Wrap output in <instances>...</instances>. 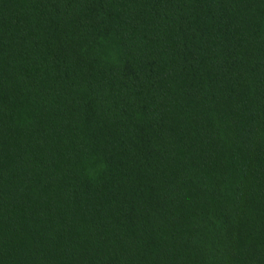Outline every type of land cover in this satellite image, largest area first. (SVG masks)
Segmentation results:
<instances>
[{
  "label": "trees",
  "instance_id": "trees-1",
  "mask_svg": "<svg viewBox=\"0 0 264 264\" xmlns=\"http://www.w3.org/2000/svg\"><path fill=\"white\" fill-rule=\"evenodd\" d=\"M0 264H264V0H0Z\"/></svg>",
  "mask_w": 264,
  "mask_h": 264
}]
</instances>
